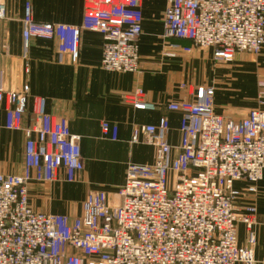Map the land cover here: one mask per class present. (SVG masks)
I'll return each instance as SVG.
<instances>
[{"label": "built area", "instance_id": "obj_1", "mask_svg": "<svg viewBox=\"0 0 264 264\" xmlns=\"http://www.w3.org/2000/svg\"><path fill=\"white\" fill-rule=\"evenodd\" d=\"M6 15L0 0V61ZM142 23L140 0H85L80 26L37 22L27 2L23 58L30 42L42 39L56 42L58 52L77 64L81 34L90 31L103 37L104 71L137 73ZM163 37L210 49L217 61L258 56L264 50V0H167ZM28 95L29 85L5 90L0 84V108L7 106L2 127L25 137L23 173L0 171V264H256L257 209H238L244 193L235 185L247 182V192L254 193L263 180L264 89L258 107L236 121L216 114L213 86L197 87L192 100L170 106L183 112L177 147L168 141L167 119L135 129L132 143L152 146L154 164L129 163L118 201L89 193L75 218L30 205V184H51L61 172L66 183H75L84 163L80 138L66 118L47 113L43 98L35 100V123L23 126ZM126 100L136 110L157 109L141 89ZM101 131L118 140L117 126L105 122ZM240 224L248 230L246 246L238 242Z\"/></svg>", "mask_w": 264, "mask_h": 264}, {"label": "crops", "instance_id": "obj_2", "mask_svg": "<svg viewBox=\"0 0 264 264\" xmlns=\"http://www.w3.org/2000/svg\"><path fill=\"white\" fill-rule=\"evenodd\" d=\"M7 15L2 25L0 84L5 90H21L29 85L25 100L23 126L35 123V100L43 98L47 113L66 118L72 135L80 138L84 169L75 183H66L61 172L51 184L29 186L33 210L80 216L89 193L103 194L111 203L126 179L129 163L151 165L155 162L152 146L132 143L133 132L145 126L170 123L168 141L180 144L183 112L173 104L192 100L199 86H213L217 115L240 121L258 107L257 98L264 89V50L258 56L238 54L232 62L217 61L210 49L197 50L188 41L164 39L167 0H140L143 33L140 39V67L137 73L106 72L101 68L103 37L83 31L77 64L57 50V43L34 39L28 58H23L22 19L25 4L32 6L33 18L40 23L80 26L85 0H4ZM192 48L191 52L184 51ZM185 84L187 89H181ZM137 89L145 100L155 104V111L136 110L126 100ZM7 106L0 108V171L20 175L24 170L25 137L23 131L4 129ZM118 128V140L103 137L101 126ZM176 151L174 157H177ZM236 189L244 196L241 211L254 205L257 209L255 237L256 264H264V174L256 192H247L250 184L238 182ZM116 202V201H115ZM238 242L248 243V230L238 225Z\"/></svg>", "mask_w": 264, "mask_h": 264}, {"label": "rangeland", "instance_id": "obj_3", "mask_svg": "<svg viewBox=\"0 0 264 264\" xmlns=\"http://www.w3.org/2000/svg\"><path fill=\"white\" fill-rule=\"evenodd\" d=\"M195 49H197V48H195ZM197 50H201V51L203 50V51H204L205 49H197ZM236 55H238V54H236ZM236 55H235V57H236ZM213 58H214V56H213ZM234 59H235V58H234ZM115 201H116V202L118 201L117 194H116V198H115V199L113 200V202H111V203H116ZM38 212H39V211H38Z\"/></svg>", "mask_w": 264, "mask_h": 264}]
</instances>
